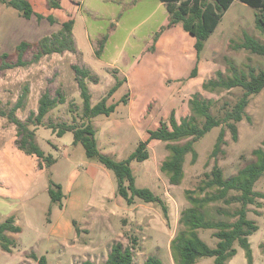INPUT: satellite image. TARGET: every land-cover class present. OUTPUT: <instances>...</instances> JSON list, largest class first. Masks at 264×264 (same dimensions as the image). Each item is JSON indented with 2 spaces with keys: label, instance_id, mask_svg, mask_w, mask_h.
<instances>
[{
  "label": "rangeland",
  "instance_id": "rangeland-1",
  "mask_svg": "<svg viewBox=\"0 0 264 264\" xmlns=\"http://www.w3.org/2000/svg\"><path fill=\"white\" fill-rule=\"evenodd\" d=\"M57 1L59 8H49L48 0L29 1L33 10L30 19L0 2V55H8L5 61L0 58V67L4 62L17 63L20 43L30 45L22 59L24 65L0 68V110L9 111L22 98L15 114L26 122L31 113L37 112L38 101L44 93L58 101L35 131L37 146L55 160L50 167L44 164L40 169L36 157L19 150L15 145V127L0 118L3 121L0 125V223L13 216L14 224L21 229L18 234L7 233L15 247L9 252L0 249V264H38L36 258L41 256L46 257L47 264L84 261L104 264L115 242L125 247L134 244L133 264H145L149 256L159 258L162 264H175L170 243L180 228L181 212L190 206L186 191L193 197H204L213 190L201 193L199 186L214 165L227 180L255 162L253 150L264 149V89L250 100L246 108L248 119L237 124V140L233 141L225 130V145L215 158L210 154L222 126L213 128L194 144L196 161L192 162L191 154L186 155L180 185H171L160 171L161 164L170 155L167 144L177 143L150 141L148 160L131 163L137 187L150 189L162 201L166 212L159 204L140 200L127 206L116 193L117 184L111 171L87 158L81 144L72 145L71 132L57 137L46 126L63 123L79 127L87 122L82 115V99L72 65L89 70L99 79L97 83L85 80L93 104L107 97L109 90L120 82L117 90L106 98L108 105L115 104L114 113L91 119L100 153L114 160H125L140 141L147 139L148 131L167 121L172 112L179 123L192 115L190 101L194 96L210 103L209 112L213 116H222L241 96L242 90H204L202 84L218 80L217 73L225 79L233 71L248 74L251 70L264 69V56L233 48L242 42L243 33L264 44V34L255 28V9L235 0L197 58L193 47L195 38L182 28H167L166 6L159 0H148L146 12L137 16L128 39L113 38L96 57L98 39L109 36L115 22L121 23V18L129 16L135 7L125 0ZM81 14L84 21L79 17ZM75 17H78L76 31L82 35L78 39V51L53 53L35 60L38 42L56 35L65 20ZM124 27L121 23L119 35H125ZM85 28L94 49L84 37ZM195 66L197 71L200 67L201 74L190 78ZM124 95H127L125 103L121 101ZM128 100L131 113L126 106ZM197 122L201 123L202 119L197 118ZM49 180L67 189V196L59 203H51L47 193ZM254 190L264 194V175ZM258 201L260 207L249 205L247 213L258 226L249 237L252 264H264V199ZM239 207V203L220 201L209 204L205 213L207 219L232 223ZM213 232L198 230L199 237L210 248L217 243ZM234 247L237 253L227 264H247L244 251L237 244ZM195 264H213V258H201Z\"/></svg>",
  "mask_w": 264,
  "mask_h": 264
},
{
  "label": "trees",
  "instance_id": "trees-1",
  "mask_svg": "<svg viewBox=\"0 0 264 264\" xmlns=\"http://www.w3.org/2000/svg\"><path fill=\"white\" fill-rule=\"evenodd\" d=\"M166 6L169 15L167 28L174 27L177 24L182 25V29L195 38L194 50L197 58L204 47V43L215 31L223 15L229 9L235 0H159ZM239 2L255 9V28L264 34V0H238ZM2 4L16 10L20 16L30 19L33 16V10L28 0H0ZM49 8H59L57 0H48ZM40 19V16H37ZM73 19L65 21L60 31L51 37L41 39L37 46L39 52L35 60L49 54H61L63 52H75L74 42L71 37ZM108 35L102 36L97 42L95 56L99 57L103 51ZM30 48L27 43H20L17 47V63L11 65L2 63L1 69H11L16 66L24 65L22 61L24 53ZM234 49H243L251 54L264 56V44L260 43L247 33H243V40L240 44H235ZM0 58L6 60L8 55L1 54ZM232 66V65H231ZM75 73V80L80 91L82 99V115L87 121L77 127L73 124H48L50 129L57 137L63 136L67 132L73 135L72 145L81 144L87 158L96 160L107 170L111 171L115 177L117 188L116 193L120 196L127 206L134 204L135 200L144 203L159 204L166 212L162 201L148 188H139L136 185V179L133 174L131 163L144 162L149 158L147 145L150 141H161L167 144L170 152L169 157L161 164L160 171L168 177V181L173 186L180 185L183 177V165L185 157L191 154L192 162L196 161L197 153L194 144L203 138L213 128L221 127L212 152L211 158H215L222 152V146L225 145V130L230 133L231 139L236 141L238 138L237 124L243 119H248L246 108L252 97L258 95L264 89V69L257 72L251 70L248 74L232 72L230 77L225 79L220 77L218 80H208L202 84L204 90H231L240 88L241 96L236 102L226 108L223 115L213 116L209 112L208 101H201L196 96L190 101L192 115L177 122L174 112L170 114L167 121H161L159 127L148 131V137L145 141H140L136 149L122 161L100 153L95 138V128L91 119L103 115L110 116L115 111V104L107 105L106 98L112 95L118 88L120 82L109 90L108 96L91 105L90 94L85 80L89 79L93 83L98 82V78L92 75L85 68L72 65ZM197 74V66L190 72V78ZM127 95L121 98L126 102ZM22 98L9 111L0 110V118H5L8 123L16 129L15 145L27 155H32L38 160L40 169L50 167L55 163L51 155H45L44 152L35 143V129L43 125L44 117L49 110L54 108L58 101L50 97L46 92L39 101L37 112L31 113L26 122L21 121L15 112L22 105ZM197 118L202 122L198 123ZM32 125L33 129L29 126ZM180 141H185L178 144ZM255 156V162L246 165L240 169L237 175L225 179L222 170L214 165L211 171L205 175L202 185L199 186L201 193L207 190L202 198L193 197L189 191H186L187 200L190 206L184 209L179 217V230L171 240L170 249L175 264H195L201 258H213V264H227L237 253L235 244L244 251L247 264H252L253 257L249 243V237L253 235L258 226L247 216L248 206L260 207L259 199H264V194L254 190L256 182L264 175V149L258 148L252 151ZM236 193L230 195V193ZM47 193L51 203H59L64 198L60 184L49 180ZM227 204L239 203L240 207L235 211L232 223L225 221H214L207 219L205 209L215 202ZM198 230H213L212 236L217 239L214 248H210L198 235ZM20 227L14 224V217H8L0 223V249L9 252L11 247H15V242L11 240L7 233L18 234ZM134 244L132 246H123L121 242H115L111 245L104 264H133ZM37 259L38 264H47L45 256ZM82 264H93L91 261H84ZM145 264H162L161 260L155 256H149Z\"/></svg>",
  "mask_w": 264,
  "mask_h": 264
},
{
  "label": "crops",
  "instance_id": "crops-1",
  "mask_svg": "<svg viewBox=\"0 0 264 264\" xmlns=\"http://www.w3.org/2000/svg\"><path fill=\"white\" fill-rule=\"evenodd\" d=\"M30 2L32 1V0H29ZM104 1V0H103ZM114 1H117V0H105L104 2H109V3H111V2H114ZM125 2L126 3H128V4H130V5H132L133 7H135L134 8V11H131V13H130V15L129 16H123L122 18H121V23H124V36H122V35H119V33H118V31H119V29H120V27H121V23L120 22H115V28L109 33V36H108V39H107V41H106V43H105V45H104V48H103V51H105L106 50V48H107V46H108V44L110 43V41L111 40H113V38H115V39H125V40H127L128 39V36H129V30L130 29H132V27L135 25H133V23L135 22V20H136V18H137V16H140V15H142V13H145L146 12V6H147V4H148V0H125ZM160 4H162V5H164L163 3H161L160 2ZM80 18H81V20H85V18H84V15H80L79 16ZM77 19H78V17H75L74 18V20H73V26H72V31H71V37H72V40H73V42H74V48H75V51H78V42H80L78 39H82V35L78 32L77 33V31H76V26H77ZM68 20V19H67ZM67 20H65V21H67ZM64 21V22H65ZM63 22V23H64ZM168 22V21H167ZM62 23V24H63ZM133 25V26H132ZM132 26V27H131ZM128 27V28H127ZM157 27H159V25L157 26ZM174 27H177V28H182V25L179 23V24H177V25H175ZM84 37L90 42L89 44H90V46L93 48V45H92V43H91V40H90V38H89V34H88V32H87V29L85 28V30H84ZM45 38V37H44ZM43 39V38H42ZM99 39H101V38H99ZM98 39V40H99ZM204 48V47H203ZM94 49V48H93ZM203 50V49H202ZM95 51V50H94ZM202 52V51H201ZM201 52H200V54H199V57H200V55H202L201 54ZM199 65V63L197 64V66ZM200 74H201V72H200V67H199V71H197V74H196V76L195 77H193V78H198V76H200ZM201 83H203V79L201 80ZM91 102V101H90ZM131 102L128 100V102L126 103L127 105L126 106H128L127 108H128V110H129V112L131 113V111H132V108L129 106V104H130ZM91 105H95V104H93L92 102H91ZM108 105V104H107ZM116 110V109H115ZM114 113V112H113ZM112 115V114H111ZM3 121H0V125H1V123H2ZM8 130H9V128H7ZM37 129H35V131H36ZM15 134V133H14ZM103 154V153H102ZM61 185V188H62V192H63V194H64V197L65 196H67V189L65 188V186L63 185V184H60ZM63 200V199H62Z\"/></svg>",
  "mask_w": 264,
  "mask_h": 264
}]
</instances>
